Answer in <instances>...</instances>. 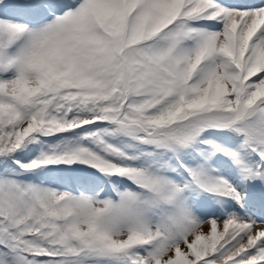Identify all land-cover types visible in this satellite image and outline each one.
Instances as JSON below:
<instances>
[{
	"label": "snow or ice",
	"instance_id": "obj_1",
	"mask_svg": "<svg viewBox=\"0 0 264 264\" xmlns=\"http://www.w3.org/2000/svg\"><path fill=\"white\" fill-rule=\"evenodd\" d=\"M0 264H264V0H0Z\"/></svg>",
	"mask_w": 264,
	"mask_h": 264
},
{
	"label": "rangeland",
	"instance_id": "obj_2",
	"mask_svg": "<svg viewBox=\"0 0 264 264\" xmlns=\"http://www.w3.org/2000/svg\"><path fill=\"white\" fill-rule=\"evenodd\" d=\"M204 230L207 231V226H205V229Z\"/></svg>",
	"mask_w": 264,
	"mask_h": 264
}]
</instances>
